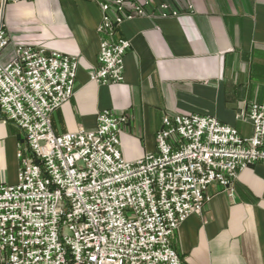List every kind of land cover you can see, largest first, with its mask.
I'll return each instance as SVG.
<instances>
[{
	"label": "built area",
	"instance_id": "2783aa9c",
	"mask_svg": "<svg viewBox=\"0 0 264 264\" xmlns=\"http://www.w3.org/2000/svg\"><path fill=\"white\" fill-rule=\"evenodd\" d=\"M91 1L101 12L96 84L123 81L125 20L179 14L170 0ZM7 2L21 0H0V11ZM8 45L0 20V119L22 137L17 181L0 182V264H183L172 237L201 214L209 184L231 197L241 170L264 165V99L235 115L252 125L246 136L210 114L165 113L156 149L136 159L119 144L129 114L104 109L93 128L57 134L50 115L74 94L78 58L27 43L4 58Z\"/></svg>",
	"mask_w": 264,
	"mask_h": 264
},
{
	"label": "crops",
	"instance_id": "0c3cea01",
	"mask_svg": "<svg viewBox=\"0 0 264 264\" xmlns=\"http://www.w3.org/2000/svg\"><path fill=\"white\" fill-rule=\"evenodd\" d=\"M170 1L175 17L139 16L120 25L118 35L131 41L120 83L89 79L101 17L91 0L7 2L0 11L9 31L2 57L22 43L75 55L74 94L51 113L52 130L93 128L104 109L129 114L119 135L127 160L156 149L165 113L210 114L250 135L252 125L235 115L264 99V0ZM21 140L14 124L0 119V182L16 183ZM233 184L231 197L209 184L201 214L176 227L172 245L183 264H264V165L241 170Z\"/></svg>",
	"mask_w": 264,
	"mask_h": 264
}]
</instances>
